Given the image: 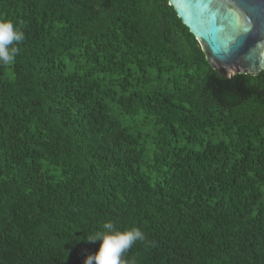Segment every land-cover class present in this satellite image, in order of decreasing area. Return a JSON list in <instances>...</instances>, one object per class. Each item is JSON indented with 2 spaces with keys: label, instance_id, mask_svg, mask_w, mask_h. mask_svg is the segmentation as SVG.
<instances>
[{
  "label": "trees",
  "instance_id": "obj_1",
  "mask_svg": "<svg viewBox=\"0 0 264 264\" xmlns=\"http://www.w3.org/2000/svg\"><path fill=\"white\" fill-rule=\"evenodd\" d=\"M0 264H264V71L167 0H0Z\"/></svg>",
  "mask_w": 264,
  "mask_h": 264
},
{
  "label": "water",
  "instance_id": "obj_2",
  "mask_svg": "<svg viewBox=\"0 0 264 264\" xmlns=\"http://www.w3.org/2000/svg\"><path fill=\"white\" fill-rule=\"evenodd\" d=\"M219 76L264 71V0H167Z\"/></svg>",
  "mask_w": 264,
  "mask_h": 264
},
{
  "label": "rangeland",
  "instance_id": "obj_3",
  "mask_svg": "<svg viewBox=\"0 0 264 264\" xmlns=\"http://www.w3.org/2000/svg\"><path fill=\"white\" fill-rule=\"evenodd\" d=\"M115 76L111 77L112 79L114 78ZM150 84H152L151 86H148V88L154 86L155 84H157V82H151ZM111 107V111H110V114L116 118L117 120H119L123 126H133L134 130L135 131H138L140 133H142L143 135H145V140L146 141H149V138L151 135H154V132L155 130L152 129V125H151V122L148 121L147 123V126L146 127H143L140 123L141 121V118L140 119H135L133 122L131 121L130 117H127V116H124V115H121L120 112L115 108V107H112V105L110 106ZM174 146H177L179 148H185V149H198V146L195 144H192V143H189V142H184L183 140H177V143H174ZM150 157V151L149 152H146L145 154V159L149 158ZM146 162V161H145ZM145 162L144 165L146 164Z\"/></svg>",
  "mask_w": 264,
  "mask_h": 264
}]
</instances>
